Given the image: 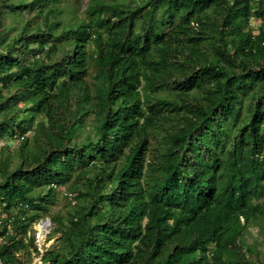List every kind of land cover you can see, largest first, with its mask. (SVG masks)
I'll list each match as a JSON object with an SVG mask.
<instances>
[{"label": "trees", "instance_id": "1", "mask_svg": "<svg viewBox=\"0 0 264 264\" xmlns=\"http://www.w3.org/2000/svg\"><path fill=\"white\" fill-rule=\"evenodd\" d=\"M9 1L0 141L24 142L18 165L0 155V264L40 254L28 228L58 189L74 207L49 218L62 236L46 264H251L245 232L264 226V0H90L75 20L64 0Z\"/></svg>", "mask_w": 264, "mask_h": 264}, {"label": "rangeland", "instance_id": "2", "mask_svg": "<svg viewBox=\"0 0 264 264\" xmlns=\"http://www.w3.org/2000/svg\"><path fill=\"white\" fill-rule=\"evenodd\" d=\"M9 1V0H8ZM129 2L135 4V0H117V2ZM14 0H10L8 4H14L16 3ZM90 3V0H64L61 4V7L65 9L66 11H69V9H72L74 12V16H70L72 20H75L76 18H82L84 17V12L86 11L88 5ZM3 4V0H0V5ZM35 11L31 12H25L22 16H17L19 21L21 23L26 24L28 20V17L31 15H34ZM6 32H8L9 37L11 38L14 33L17 32V29L13 30L17 26V20L15 19L14 15L11 13L9 17L6 18ZM251 26L253 28L254 34L258 35L259 28H260V22H258L256 19H252ZM35 47V46H32ZM39 118L37 119V121ZM26 137H29L32 139L33 132L29 133ZM33 141V140H32ZM30 140V145L33 146V142ZM24 142V137L21 133H17L14 137L11 139H3L0 141V155L1 152H5V154H8V159H10L12 166L18 165L21 160L17 156V153L22 146ZM158 144V143H157ZM70 191H67L66 189H58L56 202L53 204L50 208V215L46 216L43 219H46L47 221L49 218L53 217L54 215H61L67 218L68 213L73 210V196ZM51 220V219H50ZM52 222V221H51ZM40 223H35L33 226H30L28 228L27 232V238L26 243L29 242L30 239L35 238L36 244L39 248L40 254L38 255L33 248L23 249L22 251H19L17 253V256L21 258V260L24 262V264H46L45 261H43L44 255L48 253L49 250H51L53 247L59 248L60 246V238L62 236L61 233H56V229L58 225L56 223H52L51 230H53V233L51 230H49V237L45 240V235H42L41 241H37V234L42 233V228L40 227ZM251 227L245 232V239L246 241V247L244 246V251L246 252L247 246H251L256 251V254L250 255L248 252L247 259L251 264H264V226H257L256 224H251ZM44 238V239H43ZM257 249V250H256Z\"/></svg>", "mask_w": 264, "mask_h": 264}, {"label": "built area", "instance_id": "3", "mask_svg": "<svg viewBox=\"0 0 264 264\" xmlns=\"http://www.w3.org/2000/svg\"><path fill=\"white\" fill-rule=\"evenodd\" d=\"M40 227L42 228V233H38L37 234V241H41L42 239V235L44 236L45 235V240L47 239V236L49 235V230H51V227H52V223L51 221L48 219L47 221L43 220L41 221L40 223Z\"/></svg>", "mask_w": 264, "mask_h": 264}, {"label": "clouds", "instance_id": "4", "mask_svg": "<svg viewBox=\"0 0 264 264\" xmlns=\"http://www.w3.org/2000/svg\"><path fill=\"white\" fill-rule=\"evenodd\" d=\"M46 220V219H45ZM50 220V219H49ZM51 221V220H50ZM52 223V222H51ZM51 231H53V230H51ZM50 234H51V232H50ZM49 237V236H48ZM48 239V238H47Z\"/></svg>", "mask_w": 264, "mask_h": 264}, {"label": "bare ground", "instance_id": "5", "mask_svg": "<svg viewBox=\"0 0 264 264\" xmlns=\"http://www.w3.org/2000/svg\"><path fill=\"white\" fill-rule=\"evenodd\" d=\"M44 238H45V237H44ZM44 238H43V239H44Z\"/></svg>", "mask_w": 264, "mask_h": 264}]
</instances>
